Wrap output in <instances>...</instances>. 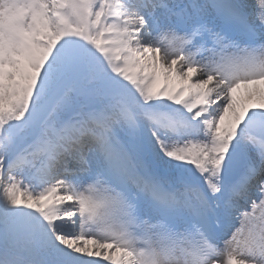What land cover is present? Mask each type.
Wrapping results in <instances>:
<instances>
[{
	"label": "snow or ice",
	"instance_id": "1",
	"mask_svg": "<svg viewBox=\"0 0 264 264\" xmlns=\"http://www.w3.org/2000/svg\"><path fill=\"white\" fill-rule=\"evenodd\" d=\"M0 264H264V0H0Z\"/></svg>",
	"mask_w": 264,
	"mask_h": 264
}]
</instances>
